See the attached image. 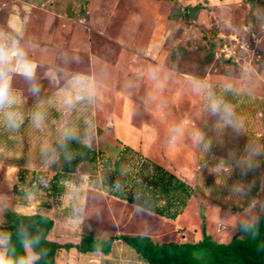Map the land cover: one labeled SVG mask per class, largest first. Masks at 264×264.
I'll use <instances>...</instances> for the list:
<instances>
[{"label": "rangeland", "instance_id": "1", "mask_svg": "<svg viewBox=\"0 0 264 264\" xmlns=\"http://www.w3.org/2000/svg\"><path fill=\"white\" fill-rule=\"evenodd\" d=\"M58 4L63 16L31 22L29 35L39 30L38 41L24 48L25 62L10 80L12 103L0 108V130L9 114L28 122L14 145L0 132V226L9 211L48 213L49 205L56 219L85 230L119 226L157 242L197 241L204 206L211 238L246 237L243 226L264 212V0ZM155 56L172 76L151 61ZM116 118L127 130L125 144L135 145L133 119L134 128L148 129L157 140L149 143L154 160L179 168L197 187L180 218L168 220L107 194L103 172L91 182L90 168L69 175L62 195L50 198L41 185L22 204L19 171L27 183L42 170L41 184H47L56 160L51 150L66 135L114 157L120 149ZM184 142L191 147L187 158L179 155ZM0 239L5 251L4 227Z\"/></svg>", "mask_w": 264, "mask_h": 264}, {"label": "trees", "instance_id": "2", "mask_svg": "<svg viewBox=\"0 0 264 264\" xmlns=\"http://www.w3.org/2000/svg\"><path fill=\"white\" fill-rule=\"evenodd\" d=\"M27 125V120L8 119L0 130L4 141L11 146L19 136V143ZM117 143L120 149L111 157L72 134L66 135L64 141L51 150L56 160L50 167L52 174L47 184H41L42 170L33 172L32 179L27 183L22 175L24 171H19V183L24 185L16 193L22 198V204L27 205L33 189L41 185H47L43 187L50 198L62 195L69 175L90 168L91 182L103 172L101 189L107 194L168 220L181 216L196 196L197 187L124 145L119 139ZM13 162L10 161L9 165L19 166L18 162ZM200 216L203 237L198 241L157 242L149 235L125 234L100 240L91 232L78 244H60L48 238L55 224L52 218L43 213L23 214L17 211L7 212L8 223L0 229L4 227L7 230L5 251L14 262L27 258L28 249L37 257L33 264H58L61 249L75 248L80 253L100 251L108 254L115 240H123L147 264H264V212L253 224L243 226L246 237L234 236L228 243L219 242L207 234L204 206L200 207ZM25 242H30V248H25Z\"/></svg>", "mask_w": 264, "mask_h": 264}, {"label": "crops", "instance_id": "3", "mask_svg": "<svg viewBox=\"0 0 264 264\" xmlns=\"http://www.w3.org/2000/svg\"><path fill=\"white\" fill-rule=\"evenodd\" d=\"M59 1L60 0H0V51L4 53L3 58L0 59V72H2L5 78L8 80L9 91L12 90L10 80L11 77L13 76L14 71L20 69L21 64L25 62L23 56L24 48L26 49L27 45H31V42L35 43L38 41L37 36L39 35L38 33H40L39 30L36 31V33L34 34L29 35L31 22L34 19L37 20L38 18L44 21L48 17V15L63 16V12L60 11V8L58 6ZM85 11H86L85 8H82L80 12L87 13V11L86 12ZM28 37H30V43L24 44L25 40H27ZM13 52H16L18 54L12 55ZM151 61L154 62L158 68L164 69L166 72H168V75L172 76L170 69L159 61L158 56L151 58ZM84 76L85 75L83 74L78 75V77H84ZM162 84L163 83L161 81H158L159 86L157 88L159 90H164V89H160ZM35 106H33L32 108L29 107L27 109L33 110ZM117 119L118 118L115 119L117 139H119L124 145H128L125 144L124 141L122 140V137L125 136V132L127 130L124 129L125 127H121L119 123H117ZM119 121L122 120L119 119ZM184 123L186 126L188 125V127L189 125H192L190 124V121L188 119H186ZM130 127H131L130 130L131 135L135 137L133 138V142L135 143V145H128V146L141 152L144 156L162 165L165 169L171 171L172 173L178 176L181 175L182 170H179V168L175 166H167L164 163L155 161L154 158L150 155L149 143H154L157 140L151 138L149 134L150 131L148 129L146 128L141 129L140 127L134 128L133 119ZM168 141L171 142L170 140ZM173 148L176 149V147L170 146L169 150ZM190 151H191V147L186 142H184V144L182 143V148L179 149V155L180 157L187 158L190 155ZM12 167H16V166H12ZM185 168L186 166H184V169ZM122 202H126V201H122ZM187 209L188 207L185 209V211ZM46 210H48L49 212L55 211L54 206H49V205L47 206ZM49 212L43 214L52 218L55 224L48 238L60 244H66V243L78 244L80 243L81 239L84 236H86L91 232L94 234L95 238L100 240H107L111 236H116L121 234L147 235L141 233L122 232L119 226L113 229L89 228L88 230H85L81 226H72L67 218L56 219L54 216H52L53 214ZM181 216H179L178 218H180ZM110 232H114V233L110 234ZM149 236H151L154 239L152 235ZM29 252H31L30 249H28V253ZM57 263L58 264H147L137 255L135 250L132 247H130L127 243H125L123 240H115L114 243L112 244V249L108 254H105L100 251L80 253L75 248H72L70 250L61 249L58 252Z\"/></svg>", "mask_w": 264, "mask_h": 264}, {"label": "clouds", "instance_id": "4", "mask_svg": "<svg viewBox=\"0 0 264 264\" xmlns=\"http://www.w3.org/2000/svg\"><path fill=\"white\" fill-rule=\"evenodd\" d=\"M18 53L13 52L12 55H17ZM4 56V53L0 51V59H2ZM25 70L30 74V67L25 65ZM79 99V97H77ZM12 103V99L10 96V91H9V83L8 80L5 78L4 74L0 72V108L5 107L6 105H9ZM71 103V101H69ZM213 111H216L219 107L218 104H213ZM9 119H11V114H9ZM5 244L4 239H0V249L3 248ZM25 248H30V242H25ZM37 259L34 255L31 253L27 258H21L18 261H13L11 258H9L6 255V251L0 250V264H33V260Z\"/></svg>", "mask_w": 264, "mask_h": 264}]
</instances>
